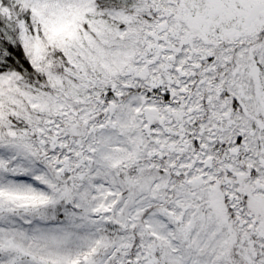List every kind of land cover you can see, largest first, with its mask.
I'll return each mask as SVG.
<instances>
[{"label":"snow or ice","instance_id":"6c2138e0","mask_svg":"<svg viewBox=\"0 0 264 264\" xmlns=\"http://www.w3.org/2000/svg\"><path fill=\"white\" fill-rule=\"evenodd\" d=\"M0 264H264V0H0Z\"/></svg>","mask_w":264,"mask_h":264}]
</instances>
